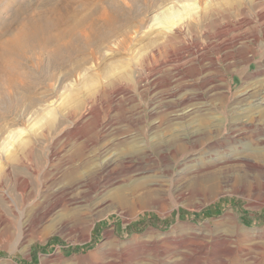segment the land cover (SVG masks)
<instances>
[{"label":"rangeland","instance_id":"374dc122","mask_svg":"<svg viewBox=\"0 0 264 264\" xmlns=\"http://www.w3.org/2000/svg\"><path fill=\"white\" fill-rule=\"evenodd\" d=\"M221 1H175L195 27L175 32L154 19L160 0H0V43L46 9L92 20L48 45L30 27L10 53L21 81L0 79V264H264V102L237 109L264 96V0H235L229 15ZM174 32L175 51L192 39L197 53L173 61L167 51L144 67L157 33ZM158 125L183 145L147 147ZM226 153L234 157L217 163ZM107 155L116 165L102 168ZM83 161L96 176L119 169L93 189L68 183ZM213 170L214 194L204 183Z\"/></svg>","mask_w":264,"mask_h":264},{"label":"bare ground","instance_id":"6f19581e","mask_svg":"<svg viewBox=\"0 0 264 264\" xmlns=\"http://www.w3.org/2000/svg\"><path fill=\"white\" fill-rule=\"evenodd\" d=\"M156 1V0H154ZM180 4V2L182 0H160V5L157 6L155 4V2L151 5L153 7H156V9H159L160 11L157 12L155 15L156 17L154 19H157L159 21V25H163L164 28L166 30H174L175 32H179L180 30L178 29L181 25H183V27L185 26V29H187L186 31L190 30L192 27L195 28L190 21H186V22H182L183 16H181L182 14H184L183 12H179L177 10L173 9V5L176 2ZM184 1V0H183ZM221 1V0H220ZM58 3V2H57ZM132 3V2H131ZM183 3V2H182ZM188 3V2H186ZM82 4V3H81ZM178 5V4H177ZM183 5V4H182ZM250 5V3H249ZM184 6V5H183ZM186 8L189 7L187 6V4L185 5ZM184 6V7H185ZM191 6V5H190ZM221 6L226 8V12L228 14V12L230 10H235V9H239L238 6L235 5V0H222L221 1ZM58 7V6H57ZM145 7V6H144ZM182 8V7H181ZM192 8V7H191ZM147 9V7L145 8V10ZM155 9V8H154ZM155 9V10H156ZM185 9V8H184ZM190 9V8H189ZM188 9V10H189ZM203 11V10H202ZM201 11V12H202ZM156 12V11H155ZM204 12V11H203ZM235 12V11H234ZM186 13V11H185ZM198 14V13H197ZM188 15V14H184ZM229 15V14H228ZM202 16L204 17V13L202 14ZM144 17V16H143ZM185 18V17H184ZM187 19V18H186ZM25 20V19H24ZM141 20V19H140ZM41 21V22H40ZM157 21V23H158ZM86 22H90V24L92 23V20H90V18H88V16H78V13L76 10H73V7H69L66 8L64 12H59L57 11V9L54 8H50V9H46V11L41 12L37 18L34 19L33 22H31L30 25H26L25 23L16 30V32L13 34L12 36H10L8 39L2 41L0 43V79L2 81H4V84L6 87L8 88H12L14 84V77H15V64L13 62L12 58L10 57V53L12 48L14 49L15 47H17L20 43H21V38L23 37L24 34H26L30 29V27H34L35 30H37L38 33L41 34V39L44 45H48L49 43L55 41V40H62L67 36H71L73 34H75L77 31L83 29V26ZM144 23V22H143ZM182 23V24H181ZM142 24V21H141ZM143 25V24H142ZM161 25V26H162ZM137 27H139L138 25H136ZM198 26V25H197ZM232 26V25H231ZM1 29V28H0ZM32 29V28H31ZM223 29V28H222ZM221 31H219L218 33V37H225L227 34H229V30L230 25H226V27ZM34 30V31H35ZM163 32V31H162ZM170 34L168 36H163L161 33H157L156 37L157 39L162 38V42L159 45V49L157 51V55H150L147 53H142L141 56V61L144 67H149L150 64L154 63L155 61H157L158 59H162L164 57V55H166L165 53L168 51L169 53V58L173 61H180L183 59V54L187 51L193 52L194 54L197 53V50H194L193 48L197 46V42H195V40L189 39V42H185V44L180 45L179 48L175 51L174 50V46L177 44L179 45L180 43L182 44V40L180 38V35L176 34V33ZM189 32V31H188ZM123 34V33H122ZM126 34V33H125ZM34 35V34H33ZM121 35V34H120ZM128 35V34H127ZM126 35V36H127ZM185 35V34H184ZM217 35V34H216ZM109 36V35H108ZM117 36V34L115 35ZM123 36V35H122ZM120 37V36H119ZM228 37V36H227ZM125 38V37H124ZM128 38V37H126ZM125 38V39H126ZM255 38V37H254ZM27 39V38H26ZM35 39V38H34ZM40 39V40H41ZM179 39V41H177ZM186 39V38H185ZM256 39V38H255ZM206 40V39H205ZM224 40V39H223ZM228 41L226 42V44H219L221 48H225L228 45L232 44V40L231 39H227ZM29 41V40H28ZM121 41H123V39L121 38ZM158 41V40H156ZM226 41V40H225ZM26 42V40H25ZM126 42V41H124ZM180 42V43H179ZM31 43V42H30ZM28 43V44H30ZM56 43V42H55ZM187 43V44H186ZM24 44V43H23ZM26 44V43H25ZM121 44V42H120ZM39 45V44H38ZM217 45V46H219ZM31 46V45H30ZM122 46V45H121ZM28 47V46H27ZM33 47V46H32ZM18 49V48H17ZM23 49V48H22ZM25 49V48H24ZM42 49V46L41 48ZM146 49V48H145ZM227 49V48H226ZM21 50V49H19ZM13 52V51H12ZM16 52V51H15ZM156 53V52H155ZM247 53V52H246ZM18 54V53H17ZM229 55V54H228ZM16 56V55H15ZM28 56V55H27ZM230 56V55H229ZM31 58V57H30ZM168 58V59H169ZM201 59H203V55L201 54V57H199ZM211 58V57H210ZM166 59V58H165ZM38 60V59H37ZM43 60V59H42ZM204 60V59H203ZM36 61V60H35ZM252 61V54L250 55H245V68H248L250 65V62ZM20 64V63H19ZM175 64V63H174ZM21 66V65H20ZM19 66V67H20ZM244 68V69H245ZM22 70V69H21ZM19 73V71H18ZM29 75V74H28ZM18 76V75H17ZM25 79V78H24ZM19 80V79H17ZM21 80H19L20 82ZM18 81L16 83H19ZM1 84V83H0ZM19 85V84H18ZM2 86V85H1ZM4 87V88H6ZM1 88V87H0ZM245 94V93H242ZM244 99L241 98L238 103L239 106H237L238 111H242L245 110L243 108V106L246 105H250V106H256L259 105V103L264 102V96L263 95H257L254 97V99H252V103H242V100ZM34 102V101H33ZM182 102V101H181ZM19 104V102H18ZM20 105V104H19ZM37 105V104H36ZM35 106V103H27L24 106H22L21 111H23V114H27L29 112V110H31L33 107ZM52 107V106H51ZM53 109V108H51ZM49 109H47L48 111ZM50 111V110H49ZM48 111V112H49ZM47 112V113H48ZM46 114V113H45ZM183 114V113H182ZM181 114V115H182ZM184 115V114H183ZM158 120L160 123H168L165 122L167 121V118L164 114L159 115L158 116ZM183 118V117H182ZM200 119L199 120V124L201 125V127L204 128V126H206V128H209L212 126L211 122L212 120H210V118L208 117H203L201 118L199 116ZM187 122V120H186ZM192 123V122H191ZM183 126V125H181ZM186 127V125H184ZM157 130L154 129V131H152L150 133V138H147L146 133L144 134V143L147 147H154L156 146V144L159 145V143H167L168 145H177L176 147L182 146L183 145V135L181 133H178L177 131H173L172 129H170L168 127V125H165L164 127H160V125L156 126ZM184 129V128H183ZM184 132V131H183ZM17 134V133H16ZM167 134V136H166ZM185 134V133H184ZM187 134V133H186ZM17 136V135H16ZM20 137V136H19ZM204 138V133L201 134V139ZM185 144V143H184ZM215 146H218L215 143ZM187 147V146H186ZM20 150H24V146H19ZM18 148V149H19ZM177 149V148H176ZM178 150V149H177ZM178 152V151H177ZM15 152H13L14 154ZM257 154H264V152L257 150L256 152ZM16 154V153H15ZM175 154V153H174ZM173 154V155H174ZM17 155V154H16ZM233 154L231 153H226L225 157H217V163L221 162L224 159H232L234 156H232ZM15 156V155H14ZM14 156L11 155V159H16ZM161 156H166V154H161ZM259 156V155H258ZM264 156V155H261ZM258 157V158H262V157ZM115 157H113V155H107L105 157V159L102 162V168H106L107 166H109L111 163L116 165V160L114 159ZM121 161V160H120ZM244 165L246 167L249 168H258L259 169V164H256L248 159H244L243 161ZM121 164L123 165L122 169H132L133 165L130 164L129 161L127 160H123L121 161ZM76 165V164H75ZM73 165L69 171L66 173V181L69 182H73L76 180H82V182L85 184V187L87 189H93L96 188L97 185L100 183L101 180H104L108 177H114L117 170L116 167H111L108 170V173L106 176H101L95 175V170L92 169H88L86 166L87 164L85 163V161H83L82 163H80V165L78 164L77 166ZM89 167V166H88ZM92 168V167H91ZM80 169L83 170V176L81 175ZM92 170V171H91ZM239 175H237L236 179L239 178ZM219 180H220V171H210L208 173H206L204 175V183L206 185L207 188H209L212 193H218L219 189H220V184H219ZM87 220V219H86ZM91 221V227L93 226V220ZM79 223H82L81 221H79ZM88 223V222H87ZM86 225V224H85ZM91 230V228H89V231ZM200 260V259H199ZM219 262V261H218Z\"/></svg>","mask_w":264,"mask_h":264}]
</instances>
